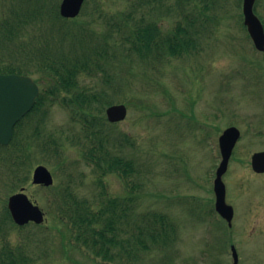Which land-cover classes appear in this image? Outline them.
Wrapping results in <instances>:
<instances>
[{"label": "rangeland", "instance_id": "obj_1", "mask_svg": "<svg viewBox=\"0 0 264 264\" xmlns=\"http://www.w3.org/2000/svg\"><path fill=\"white\" fill-rule=\"evenodd\" d=\"M210 1L214 2L210 9L203 10L194 6L193 0H154L152 5L145 0H87L76 20V24L95 34L99 44L109 45L102 62L107 73L83 75L81 85L90 92H116L117 101L128 107L127 119L113 127L105 126L98 137L108 136L111 153L134 162L130 178L133 189L129 193L138 197L137 212L167 214L178 229V237L170 246L148 253L140 251L138 261L123 256L112 264H233L232 242L239 252V264H264V175H257L251 166L253 154L264 151V54L255 52L242 30L235 27L241 9L238 11L231 2ZM10 2L0 0V8ZM222 4L228 10L221 9ZM256 10L264 21V0L258 1ZM199 11L201 14H197ZM186 14L199 18H195L199 54L162 61L158 66L153 63L150 66H157L155 70L135 54H129L125 39L135 22L158 19L167 33ZM19 38L16 37L17 43ZM12 49L13 55H21L15 46ZM4 55L11 58L8 53ZM108 75L112 77L110 83L105 82ZM91 106L97 108L99 104L93 102ZM70 113L59 105L53 106L46 122L48 132L42 133L39 140L41 144L42 137L57 138L65 164L56 157L39 155L29 172L32 176L36 166L45 165L54 174L56 184L67 182V175L72 172L80 195L91 197L102 191V185L80 145L90 148L92 143L99 146V142L92 135V127L80 118H72ZM36 118L33 116L24 126L32 128ZM196 123L201 124L202 130L193 128ZM229 126L242 131L224 176L227 202L235 208L230 233L227 224L210 212L215 201L212 177L215 178L222 159L218 137ZM204 130L212 137L194 136L206 133ZM30 134L29 131L25 135ZM125 135L131 141H126ZM9 170V164L1 160L0 213L12 195L10 185L4 184ZM105 183L113 196H127V184L116 173L107 176ZM24 187L46 212L47 227L22 231L9 228L10 245H22L23 235L38 233L47 246L30 249V256L35 258L33 264H108L68 249L61 232L64 229L56 224L48 207L51 191L33 186L31 179Z\"/></svg>", "mask_w": 264, "mask_h": 264}, {"label": "trees", "instance_id": "obj_2", "mask_svg": "<svg viewBox=\"0 0 264 264\" xmlns=\"http://www.w3.org/2000/svg\"><path fill=\"white\" fill-rule=\"evenodd\" d=\"M186 1L189 0H179L180 3ZM199 3L204 9H209L211 5L210 0H199ZM59 19L58 7L46 4L44 0H11L10 5L0 8V58L7 60H0V73L34 74L43 85V91L29 115V118L37 117L31 124L32 128L29 125L25 127L23 121L17 127L11 146L0 147V158L9 164V172L15 180L11 182L14 191L28 182L29 167L38 154L62 158V146L57 138H44L42 144L36 143L37 146L33 140L46 132L45 119L54 105L70 106L74 114L81 110L85 122L99 128L106 123L103 108L118 102L116 92H90L80 82L82 75H96L98 71L107 73L102 62L109 45L99 44L96 36L93 37L85 29L58 28L55 22ZM196 22L186 14L175 31L164 35L156 20L145 23L141 19L129 27L130 34L125 39L129 43L127 50L141 60L159 58L157 53L164 51V48L173 56H183L198 46L193 36ZM16 37H20L18 43ZM14 46L20 50V56L12 54ZM6 53L9 56L12 54L10 59L4 58ZM105 82H112V77L108 75ZM93 102L100 105L96 114L91 106ZM29 131L31 134L25 135ZM125 137L130 140L129 136ZM107 142L105 137H99L100 145L92 143L84 153L87 161L95 163L100 171L102 191L92 199L80 197L71 172L67 176V185L54 188L51 204L58 214L67 219L68 235L96 257L105 261H114L125 255L138 258L139 248L147 251L151 248L150 242L156 245L157 240L168 241L176 226L168 215L155 212L142 214L133 223L135 214L131 199L128 201L111 196L104 184V177L108 173H127L133 169V165L123 158L111 160ZM5 214L9 215V212ZM7 252H10L6 256L8 262L3 264H20L14 250ZM18 253L22 254L21 251ZM27 261L31 262L32 259Z\"/></svg>", "mask_w": 264, "mask_h": 264}, {"label": "water", "instance_id": "obj_3", "mask_svg": "<svg viewBox=\"0 0 264 264\" xmlns=\"http://www.w3.org/2000/svg\"><path fill=\"white\" fill-rule=\"evenodd\" d=\"M84 0H64L62 4V15L75 17ZM256 0H244L245 23L248 26L250 35L255 46L264 51V27L258 17L255 16L253 8ZM39 89L34 81L27 76L0 75V143L8 145L13 137V128L33 107ZM107 116L111 122H119L126 118L127 108L124 105L112 106L107 110ZM241 134L237 128H230L220 138V146L223 155V162L217 173L216 194L217 210L232 225L234 211L226 204V189L222 181L223 175L228 169L229 160L234 147ZM253 168L257 172H264V152L255 154L253 157ZM34 183L53 184V178L49 171L40 166L34 174ZM10 210L18 224H25L30 220L41 223L43 215L40 209L29 201L24 194L15 195L10 199ZM235 261L238 257L233 247Z\"/></svg>", "mask_w": 264, "mask_h": 264}]
</instances>
